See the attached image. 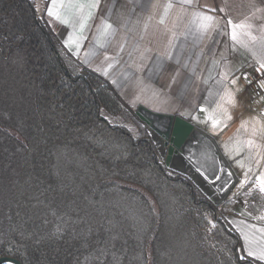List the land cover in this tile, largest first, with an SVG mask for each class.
I'll use <instances>...</instances> for the list:
<instances>
[{"label": "trees", "instance_id": "16d2710c", "mask_svg": "<svg viewBox=\"0 0 264 264\" xmlns=\"http://www.w3.org/2000/svg\"><path fill=\"white\" fill-rule=\"evenodd\" d=\"M136 120L134 137L118 119ZM115 120V121H114ZM109 80L0 0V257L22 264H264L193 180L165 166ZM253 214L264 194L241 193Z\"/></svg>", "mask_w": 264, "mask_h": 264}, {"label": "crops", "instance_id": "0c3cea01", "mask_svg": "<svg viewBox=\"0 0 264 264\" xmlns=\"http://www.w3.org/2000/svg\"><path fill=\"white\" fill-rule=\"evenodd\" d=\"M33 1L61 44L129 106L183 117L217 141L238 177L224 218L241 250L264 263V211L251 213L239 193L264 178V110L249 83L253 65L264 71V0ZM203 14L215 17L207 29ZM229 20L247 26L236 41Z\"/></svg>", "mask_w": 264, "mask_h": 264}, {"label": "water", "instance_id": "95a60500", "mask_svg": "<svg viewBox=\"0 0 264 264\" xmlns=\"http://www.w3.org/2000/svg\"><path fill=\"white\" fill-rule=\"evenodd\" d=\"M136 115L146 125L157 152L161 156L166 154V164L178 158L184 169L191 172L194 184L213 204L219 206L227 200L238 177L211 135L180 116L156 113L144 107H139ZM0 264L22 263L2 256Z\"/></svg>", "mask_w": 264, "mask_h": 264}, {"label": "snow or ice", "instance_id": "6c2138e0", "mask_svg": "<svg viewBox=\"0 0 264 264\" xmlns=\"http://www.w3.org/2000/svg\"><path fill=\"white\" fill-rule=\"evenodd\" d=\"M184 3H191V0H183ZM56 4V0H53V6H55ZM93 6H96V2L95 0H93ZM209 11H214V9H210ZM221 11H223V9H221ZM49 15H55L57 18H59L58 13H54L51 9L49 10ZM202 21H207L208 23L205 25V28L207 29L208 27L211 26V22L215 20V17L211 16V15H207V14H203L201 17ZM228 24L231 26L232 31H231V38L233 39V41H236L238 38V31L237 29H245L247 26L244 25L243 23L241 24H233L231 20L228 21ZM106 27H111V25H106ZM261 67L264 68V64H261ZM247 79V77H245ZM233 83H235V81H233ZM258 185H259V189L261 192H264V178H258L257 181ZM249 256L255 255L252 252L248 253ZM258 258L260 260H264V251H262Z\"/></svg>", "mask_w": 264, "mask_h": 264}, {"label": "rangeland", "instance_id": "374dc122", "mask_svg": "<svg viewBox=\"0 0 264 264\" xmlns=\"http://www.w3.org/2000/svg\"><path fill=\"white\" fill-rule=\"evenodd\" d=\"M249 77H250V75H249ZM134 109V108H133ZM137 109H139V108H135L134 109V111H135V114H136V110ZM202 116H203V118L205 119L206 118V120H208L209 119V117H210V115L209 114H207L205 111H203L202 112ZM204 119H203V121H201L200 123H202V124H204ZM119 120V122L120 123H122V124H126L125 125V128L132 134V136H134V137H137V138H139V137H142L143 136V134H142V131H141V129H140V125H139V123L138 122H136V120H132V121H130V122H125L124 120H122L121 118L120 119H118ZM115 121V120H114ZM196 121V120H195ZM160 155V154H159ZM160 157H161V160H162V162H163V164L165 165V166H167L168 168H172V169H174V170H176V171H178V172H181V171H179L178 169H177V166H175V165H173L174 164V162L176 161V162H180L179 161V159L178 158H175V159H172L171 161H170V163H168V164H166V154L164 155V156H161L160 155ZM188 170V169H187ZM186 170V171H187ZM185 171V173H183V172H181L182 174H184V175H187V172ZM189 171V170H188ZM191 173V172H190ZM190 175V174H189ZM192 175V174H191ZM188 176V175H187ZM190 177V176H189ZM191 178V177H190ZM192 179V178H191ZM193 180V179H192ZM236 186V185H235ZM245 189V188H244ZM243 189V190H244ZM242 190V191H243ZM238 191V190H237ZM242 191H240L239 193H240V195H241V193H242ZM223 204V203H222ZM221 204V205H222ZM221 205H219V207L221 206Z\"/></svg>", "mask_w": 264, "mask_h": 264}, {"label": "built area", "instance_id": "2783aa9c", "mask_svg": "<svg viewBox=\"0 0 264 264\" xmlns=\"http://www.w3.org/2000/svg\"><path fill=\"white\" fill-rule=\"evenodd\" d=\"M249 83L252 89V100L258 99L262 101L264 110V71L256 65L251 68Z\"/></svg>", "mask_w": 264, "mask_h": 264}]
</instances>
